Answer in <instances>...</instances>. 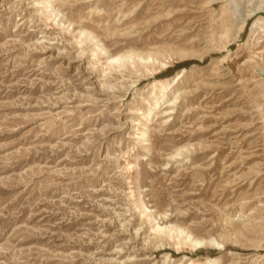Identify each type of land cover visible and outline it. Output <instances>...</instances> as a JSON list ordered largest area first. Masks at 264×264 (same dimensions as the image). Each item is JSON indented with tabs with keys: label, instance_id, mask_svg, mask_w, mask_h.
Masks as SVG:
<instances>
[{
	"label": "rangeland",
	"instance_id": "1",
	"mask_svg": "<svg viewBox=\"0 0 264 264\" xmlns=\"http://www.w3.org/2000/svg\"><path fill=\"white\" fill-rule=\"evenodd\" d=\"M209 259L264 264V0H0V264Z\"/></svg>",
	"mask_w": 264,
	"mask_h": 264
},
{
	"label": "bare ground",
	"instance_id": "2",
	"mask_svg": "<svg viewBox=\"0 0 264 264\" xmlns=\"http://www.w3.org/2000/svg\"><path fill=\"white\" fill-rule=\"evenodd\" d=\"M92 39H93V37H92ZM120 58H121V56H113V57H107V60L106 61H108L109 63H116V62H118V63H120L119 62V60H120ZM117 63V64H118ZM122 63V62H121ZM120 66H121V64H120ZM161 93H160V95L158 96V97H155V104H157L158 103V101H159V99L161 98ZM148 122V121H147ZM157 226V225H156ZM160 227V226H159ZM159 229V228H158ZM155 230H157V229H155ZM154 230V231H155ZM178 231V230H177ZM179 233H182V230L179 232ZM169 236V235H168ZM170 238V237H169ZM211 242V241H210ZM209 241H207V240H203L202 238H193V239H191L190 240V244L191 245H193V246H196V247H200V246H202V245H207V244H209L210 243ZM210 259L209 260H207L206 261V263H203V264H209L210 263Z\"/></svg>",
	"mask_w": 264,
	"mask_h": 264
}]
</instances>
